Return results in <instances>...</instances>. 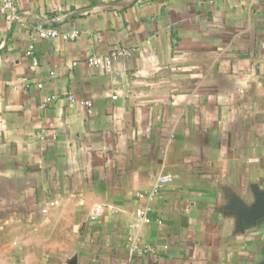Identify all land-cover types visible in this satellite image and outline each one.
<instances>
[{"label": "crops", "instance_id": "crops-1", "mask_svg": "<svg viewBox=\"0 0 264 264\" xmlns=\"http://www.w3.org/2000/svg\"><path fill=\"white\" fill-rule=\"evenodd\" d=\"M118 50L110 72L89 65ZM255 186L264 0H16L0 15V264H263L264 220L241 230L231 210Z\"/></svg>", "mask_w": 264, "mask_h": 264}, {"label": "built area", "instance_id": "built-area-1", "mask_svg": "<svg viewBox=\"0 0 264 264\" xmlns=\"http://www.w3.org/2000/svg\"><path fill=\"white\" fill-rule=\"evenodd\" d=\"M16 8V0H1L0 1V15H5L7 13H13ZM35 33L39 39L42 40H51L60 37L61 39L65 41H74L78 37V32L73 30L69 33H60L58 30L53 28H45L43 25H37L35 27ZM33 50V46H29V53L30 54ZM130 53L128 51L124 50H118L114 51L111 54H109L105 58H98V59H92L89 61V65L92 67H100L101 69L110 72L113 68L114 62L122 57V56H128ZM53 77V74H51ZM38 87H41V85H38ZM69 100L72 102L74 101L73 97L70 96ZM81 105L87 107V110L91 108V104L89 102H81ZM169 181V178L166 176H162L157 179L156 183L154 184L151 195L158 193V191ZM55 204V203H53ZM42 213H46V210H41ZM149 208L145 207L142 209H138L136 211V215L139 218V220L143 222H148V214ZM129 242L134 243L135 240L132 238H129Z\"/></svg>", "mask_w": 264, "mask_h": 264}, {"label": "water", "instance_id": "water-1", "mask_svg": "<svg viewBox=\"0 0 264 264\" xmlns=\"http://www.w3.org/2000/svg\"><path fill=\"white\" fill-rule=\"evenodd\" d=\"M253 194L255 203L249 207L236 199L231 200V210L237 215L241 230L264 220V189L255 186Z\"/></svg>", "mask_w": 264, "mask_h": 264}]
</instances>
